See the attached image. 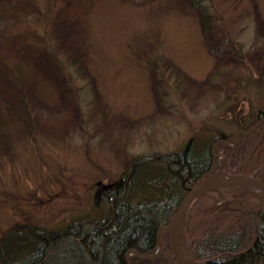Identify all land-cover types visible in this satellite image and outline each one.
Here are the masks:
<instances>
[{
    "label": "rangeland",
    "instance_id": "374dc122",
    "mask_svg": "<svg viewBox=\"0 0 264 264\" xmlns=\"http://www.w3.org/2000/svg\"><path fill=\"white\" fill-rule=\"evenodd\" d=\"M207 2L209 35L190 0H0V235L94 216L96 192L138 154L179 150L207 126L232 135L234 112L264 107V89L238 85L264 69V0ZM242 188L215 189L247 203ZM248 190L257 210L264 191ZM212 201L188 211L190 258Z\"/></svg>",
    "mask_w": 264,
    "mask_h": 264
},
{
    "label": "trees",
    "instance_id": "16d2710c",
    "mask_svg": "<svg viewBox=\"0 0 264 264\" xmlns=\"http://www.w3.org/2000/svg\"><path fill=\"white\" fill-rule=\"evenodd\" d=\"M190 1L199 13L202 31L205 35L212 34L216 23L207 0ZM51 53L49 59L60 71L57 65L60 61L53 49ZM238 81L240 88L246 81L247 85L253 83L264 89V69L252 71ZM75 93L79 95L77 90ZM254 113L250 117V113L234 112L237 125L251 129L264 116V107ZM232 138L221 127L207 126L192 135L179 150L138 154L131 161L127 175L121 174L117 184L107 191L96 192L93 202L96 215L88 216V212L78 215L61 231L19 223L3 232L0 264H128L125 254L130 247L153 253L159 228L171 221L188 188L211 168L212 145L218 139L231 141ZM215 153L217 168L264 181V121L251 134H240L235 147L219 143ZM2 168L4 171V165ZM242 189L244 193L247 190L248 203L253 194L246 187ZM220 194L211 190L192 203L206 198L213 200L203 208L202 221L197 220L200 224L208 221V225L193 239L189 248L192 257L210 259L211 264H259L264 260V211L245 209L247 203L238 202L235 199L238 196L221 201ZM105 203H108L106 211L97 208ZM25 232L31 235H21ZM169 256L173 259L170 247L155 260L138 256L131 259L134 264H164Z\"/></svg>",
    "mask_w": 264,
    "mask_h": 264
},
{
    "label": "water",
    "instance_id": "95a60500",
    "mask_svg": "<svg viewBox=\"0 0 264 264\" xmlns=\"http://www.w3.org/2000/svg\"><path fill=\"white\" fill-rule=\"evenodd\" d=\"M264 120V117L261 119V121ZM258 122L252 129L251 131H246L244 129H239L234 133V138L236 139L237 135L240 133L248 134L251 133L258 125ZM225 142V141H224ZM214 161V159H213ZM214 165L212 166L213 168L207 172L206 174L202 175L199 180L196 181V183L191 186V188L188 189L187 193L181 199V202L172 218L169 224L162 226L159 229L158 233V240L162 242L161 249L157 250L153 254H143L140 253L138 250H134L135 254L138 256H142V258L146 259H155L157 258L164 248L170 244L172 251L174 252L175 260L177 261L176 263L178 264H211V260H194L190 258L189 260H186L182 255L181 251V245H180V240L179 236L180 233L183 230L184 223L187 217V213L189 210L190 205L192 202L200 195L203 193L218 188L222 187L223 185L227 184H232V185H242V186H248V187H254V188H260L261 190L264 191V181L251 175H238V174H233L228 172L225 169H215V162L213 163ZM225 176L226 181L225 182H217L215 177L216 176ZM264 208V205L260 206L257 211L261 210ZM165 230L164 232L167 233L168 237L164 239L160 231ZM126 260L128 264H133L131 259L129 258L128 255H126Z\"/></svg>",
    "mask_w": 264,
    "mask_h": 264
},
{
    "label": "bare ground",
    "instance_id": "6f19581e",
    "mask_svg": "<svg viewBox=\"0 0 264 264\" xmlns=\"http://www.w3.org/2000/svg\"><path fill=\"white\" fill-rule=\"evenodd\" d=\"M264 121V120H263ZM263 121H261V123L263 122ZM260 122V121H259ZM261 123H259V125L261 124ZM253 132V131H252ZM238 138H239V136L237 135V137H236V139L234 138V142H232V144H230V147H235V146H237V143H238ZM215 162V169L217 170L218 168H217V165H216V161H215V158H214V161H213V163ZM214 165V164H213ZM222 169H225V168H223L222 167ZM226 170V169H225ZM215 179H216V181L219 183V182H225L227 179H226V177L225 176H222V175H220V176H216L215 177ZM254 190H256V191H263V190H261L260 188H254V187H252ZM70 221H68L66 224H68ZM66 224L64 225V226H62V227H59V228H57V229H54V230H64L67 226H66ZM40 226H42V225H40ZM44 227V226H43ZM47 228V227H46ZM48 229H51V228H48ZM30 233H28V232H25V233H23V234H21V235H29ZM160 234H161V236L163 237V235L165 234V232H164V230H161L160 231ZM31 235V234H30ZM11 237H13V236H11ZM161 245H162V242L161 241H158L157 240V242H156V247H155V249L156 248H158V249H161ZM168 247H170L169 245H167L165 248H164V250L162 251V252H164ZM171 248V247H170ZM136 249V248H135ZM140 253H143V252H140ZM145 253V252H144ZM183 255V257L186 259V260H189L190 259V257L188 256V254L187 253H182ZM174 264H176L175 262H173Z\"/></svg>",
    "mask_w": 264,
    "mask_h": 264
}]
</instances>
